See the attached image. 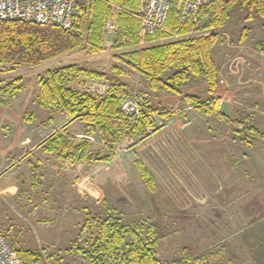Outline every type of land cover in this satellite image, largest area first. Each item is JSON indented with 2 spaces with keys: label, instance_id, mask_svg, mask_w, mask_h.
<instances>
[{
  "label": "rangeland",
  "instance_id": "1",
  "mask_svg": "<svg viewBox=\"0 0 264 264\" xmlns=\"http://www.w3.org/2000/svg\"><path fill=\"white\" fill-rule=\"evenodd\" d=\"M248 18L249 11L235 5L220 33L230 31L235 43L242 42L241 37H248L247 43L264 45V18L256 13ZM246 21L253 33L242 36ZM110 31L115 34L117 29ZM250 52L239 53L243 61L236 67L218 61V87L230 88L221 98L223 104L218 105V110L232 122L241 120L246 127L253 126L264 133V47H253ZM121 54L122 50L115 49L113 43L96 54H90L84 45L63 54L60 61L56 58L36 68L20 66L12 72L4 71L10 67L2 68L0 83L21 77L27 86L24 96L30 94L31 100L24 113L5 109L7 106L0 110V139L22 138L29 128L35 127L40 131L35 140L40 141L53 126H60L59 130H64L74 141L90 142L98 159L89 164H64L66 167L62 169L67 170L60 176L64 175L66 183L59 190H42L43 195H50L46 203L40 199L33 201L36 193L30 175L33 165L44 157L42 151L32 154L34 163L30 169L23 166L21 176L16 175L15 179L4 181L1 176L9 166L0 164V231L15 249L39 251L40 264H92L78 249L85 247L96 230L91 223L83 233L82 228L88 219L101 221L108 217L119 219L130 230L142 222L154 226L159 238V258L166 264L181 258L188 247L207 257L203 264H264V141L246 139L242 129L240 134H234L233 124L208 116L194 105L193 109L181 111L182 104L175 108L159 106L148 82L131 70L127 81L133 84L126 85L125 99L137 98L141 108L145 101L150 106L155 103L151 107L160 109L154 115L159 131L148 129L149 137L142 141L126 139L107 162L104 158L109 150L99 134H92L84 122H71L63 114L56 116V123L49 122L51 112L34 101L37 73L63 62L97 68L110 79L126 81L123 74L117 76L112 71V67L123 68ZM246 56L259 59L257 69L251 67ZM248 71L254 75L248 76ZM84 86L106 95L109 82L85 80ZM73 123L84 132L73 135L68 129ZM79 135L92 139H79ZM21 151L17 150L22 154ZM55 156L51 157L55 160ZM137 158L151 170L156 192L144 185L134 165ZM105 264L120 262L108 256Z\"/></svg>",
  "mask_w": 264,
  "mask_h": 264
},
{
  "label": "trees",
  "instance_id": "2",
  "mask_svg": "<svg viewBox=\"0 0 264 264\" xmlns=\"http://www.w3.org/2000/svg\"><path fill=\"white\" fill-rule=\"evenodd\" d=\"M235 5H239L241 10L249 11L248 19L254 13L264 18V0H215L200 9L198 19L201 24L198 25L192 19L181 23V7L174 1L166 24L167 31L172 30L179 37L200 31L204 34L171 40L173 36L163 32L162 35L147 38L145 46L138 37L141 17L137 14V0H86L85 4L78 3L79 14L70 30L53 25L0 20V74L3 67H10L5 72H12L20 66L36 68L84 45L90 54H96L104 50L107 39L114 37L115 49L125 50L119 57L120 61L138 72L148 82L151 90L162 89L177 95L181 93V88L190 76H195L204 77L209 93L212 94L218 89V72L212 57V48L218 42L219 33L229 21ZM112 6L118 8L114 20L117 31L114 35L104 28L105 21L112 15ZM246 32L247 28H244L242 36ZM161 38L168 39V42L152 43L153 40ZM112 71L117 76L122 75V70L117 67H113ZM170 72L173 73L165 79ZM85 80L109 82L108 92L101 95L86 89ZM24 89L21 77H14L6 83L1 82L0 110L16 100ZM126 95L127 86L124 83L110 79L87 65L70 63L38 76L34 101L39 107L51 112L49 122H54L58 114H63L71 118V122H84L92 134H99L109 150L104 161L110 162L116 148L126 139L142 141L149 137L148 129L159 131L154 115L160 109L152 108L145 101L142 118L130 120L121 110ZM186 99L206 115L216 116L223 122L233 124L236 129L234 134H240L239 129H242L246 133V139L264 141V133L258 128L246 127L241 120L232 122L224 116L218 110L214 98L200 100L187 96ZM25 118L30 119L27 115ZM40 147L43 153L56 155L63 165L89 164L98 159V154L91 149L90 142L74 141L64 130L55 131ZM134 165L146 188L156 192V180L149 167L140 158L135 160ZM88 220L82 233L92 224L96 231L93 238L87 240L85 247L79 248L78 252L92 264H105L108 256L114 257L120 264H166L159 258V238L154 226L142 222L130 230L119 219L108 217L101 221L93 218ZM16 251L24 264H40L42 260L39 251L25 248ZM69 251H73V248ZM206 258L188 247L184 249L183 256L173 264H203Z\"/></svg>",
  "mask_w": 264,
  "mask_h": 264
},
{
  "label": "crops",
  "instance_id": "3",
  "mask_svg": "<svg viewBox=\"0 0 264 264\" xmlns=\"http://www.w3.org/2000/svg\"><path fill=\"white\" fill-rule=\"evenodd\" d=\"M77 1L79 4H85L86 3V0H77ZM112 7L116 8L115 6H112ZM128 10L130 11V9H128ZM247 23H248V21H246V24L244 23L243 27L247 28L248 34L253 33V31L250 29V27L247 25ZM243 30H242V32H243ZM106 31H110V29H108ZM242 32H241V34H242ZM109 33L112 34L111 31ZM164 33L171 34L173 36V37H171V40L172 39L177 40L178 38H180V39L189 38V37L193 38V37H196V36L203 34V32L200 31L197 33H191L186 37H179L174 31L171 30V32H170V31H167V29ZM164 33H162V34H164ZM112 35H114V34H112ZM113 40H114V37L107 39V41H105L104 46L110 45L111 43H113V45H114L115 42ZM241 40H242V42H240V43L236 42L235 43L234 36L232 35V33L230 31L224 30L220 33L219 40L214 45V47L212 49V57L214 59V62H215V65H216V68L218 71V77L220 75L219 68H218V61L219 60H220L219 61L220 64H222V63L227 64V62H229V63H231V68L234 67V64L236 67L237 64H239V63H241V61H243V59L239 56L240 52L252 54L250 51L253 49V47H256V48H259V46L264 47V45L261 46L260 44H255V46H253L252 45L253 43H251V44L247 43L248 37H246V38L241 37ZM141 42L143 45L147 44L145 41H141ZM155 42H158L159 44H161V43L168 42V39L167 40L164 38H161L159 40L156 39V40H153L152 43L155 44ZM158 43H156V44H158ZM123 51H125V50H123ZM123 51H122V53H123ZM62 57H64V55H61L59 58H57V59H59L58 61H60V59L62 60ZM246 57L249 59L248 61L250 62V64L253 65L251 67L257 69V66H258L257 62L259 59H254V58L251 59L249 56H246ZM53 61H56V59L50 60L46 63H50ZM72 63H76V62H72ZM67 64H70V63H64L63 62L58 66L50 67V68L46 69L45 72L48 70H51V69L61 67L63 65H67ZM231 68H229V69H231ZM94 70L105 74V72L101 71L100 69L94 68ZM121 70H122L123 78L126 79V81H124V80H119V81H121L122 83H124L127 86H132L133 83H130L129 81H127L128 77H129L128 73L132 69L124 63V66H123V68H121ZM132 71H134V70H132ZM172 73L173 72L168 73L165 76V79L169 78ZM37 74L40 75V73H37ZM247 75L252 77L254 75L253 71L252 72L250 71V73L248 71ZM226 84H227V82H226ZM26 87L27 86H25V88ZM246 87L249 88L250 86H246ZM246 87H244V88H246ZM228 89H230L228 87V85H226L225 87H221L219 85L218 89L214 93L210 94L207 83L203 77L190 76V78L184 83L183 87L181 88L180 94L175 95L174 93H170L167 90H158L156 92H153L151 90H149V91L154 93L156 104H159V106L175 108L177 105L182 104L184 107H181V108L179 107L180 108L179 111H181L184 109H193V105H191V103H189L188 100L186 99L187 96H193V97L199 98L200 100H207L210 97L214 98V100H218V99L223 98L224 95H227L226 90H228ZM204 90H205V92H204ZM145 92H147V91H145ZM101 94H102V92H101ZM30 100H31V95L29 94V95L24 96V91H23L19 95V97L15 101H13L11 104H9L5 109L14 108V109H17L19 111L22 110V113H24L26 111V109L29 107ZM154 104L155 103L152 102L151 106H154ZM66 119L69 120V118H66ZM57 120L55 121V123L57 122ZM74 124H76V123L70 124L68 126L69 131L73 135H75V134L77 135V134L84 132V130L81 127H77ZM59 128H61V127L60 126H57V127L53 126L51 128V132L48 134V136H46L45 138H43L40 141L35 140L37 133L40 132L35 127L29 128V130L25 133V135H23L22 138H20L19 136H16L15 139L9 140L8 139L9 137H2V139H0V152H1L0 153V164L1 165L7 164L9 166V168L4 170V175L1 176V178L5 179L4 181H7L9 179H15L16 175L21 176L20 171H22L24 169L23 166H26L27 169H30V165L32 166V163H34L32 161L34 159V156H32V154H35L37 151H42L40 144L44 140H46L49 136H51L56 130L58 131ZM17 150H22L21 152H23V153L21 154V153L17 152ZM16 154H18V155L16 156ZM43 154H44V157L37 160L36 166L33 165L34 168L32 167L30 175L32 178V181H31L32 189L36 193L33 195V198H32L33 201H35V199H40V201H45L44 203H46L50 200L49 199L50 195H43L41 191L44 190L45 188H47V190L50 189V192H51L52 188L59 190L61 187H63L62 185L66 183L65 182L66 179H65L64 175L60 176V174L63 170H65L62 168H65L66 166L61 165L56 156H55L56 158L54 160L53 157H51L52 155H47L45 153H43ZM73 167H76V165L72 166V168ZM0 172H1V170H0ZM20 176H18V177H20ZM70 187H74V186L68 185V188H70ZM37 192L39 193V198H37V196H38ZM74 195H76V194H74ZM55 218L57 220L58 217H55Z\"/></svg>",
  "mask_w": 264,
  "mask_h": 264
},
{
  "label": "built area",
  "instance_id": "4",
  "mask_svg": "<svg viewBox=\"0 0 264 264\" xmlns=\"http://www.w3.org/2000/svg\"><path fill=\"white\" fill-rule=\"evenodd\" d=\"M139 9L137 14L141 17L138 37L145 41L166 31V24L174 1L181 7L180 20L186 23L192 19L198 25L199 11L202 7L213 3L215 0H137ZM77 0H0V20L23 21L38 25H53L63 30H70L75 17L79 14ZM117 7L113 8L112 15L105 21L106 30L115 29L114 20ZM131 12V11H129ZM142 101V99H141ZM223 104L222 99L216 101ZM121 110L131 119L142 118L140 100L127 98L121 104ZM79 139H92L79 135ZM0 264H24L16 249L7 241L0 231Z\"/></svg>",
  "mask_w": 264,
  "mask_h": 264
}]
</instances>
